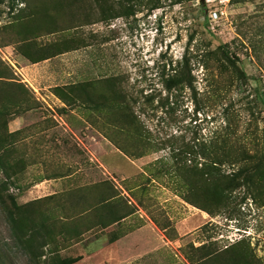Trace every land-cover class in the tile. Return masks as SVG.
I'll return each instance as SVG.
<instances>
[{
    "label": "rangeland",
    "instance_id": "rangeland-1",
    "mask_svg": "<svg viewBox=\"0 0 264 264\" xmlns=\"http://www.w3.org/2000/svg\"><path fill=\"white\" fill-rule=\"evenodd\" d=\"M22 2L0 0V76L25 85L38 106L7 118V161L20 171L12 178L8 170L9 180L0 173L1 198L9 206L7 196L17 197L39 224H25L30 255L15 244L0 201L1 264H194L204 252L195 248L219 252L240 241L264 264V191L257 201L250 186L253 195L233 213L213 218L157 172L174 163L170 144L194 138L257 157L248 167L264 163V0H65L50 19L41 12L54 8L50 0ZM80 83L116 102L118 90L127 95L121 102L138 134L120 129L115 116L55 97V87ZM105 189L121 213H134L103 229L78 213ZM70 216L85 231L73 241L58 233ZM145 221L155 241L144 246L128 234ZM45 225L54 237L42 248Z\"/></svg>",
    "mask_w": 264,
    "mask_h": 264
},
{
    "label": "trees",
    "instance_id": "trees-1",
    "mask_svg": "<svg viewBox=\"0 0 264 264\" xmlns=\"http://www.w3.org/2000/svg\"><path fill=\"white\" fill-rule=\"evenodd\" d=\"M22 1L24 3V0ZM50 1L54 8H47L46 5L43 6L44 8L42 7L41 12L48 19L53 15L58 18L55 13L63 8L59 4L65 0ZM194 1L203 3L204 0ZM48 58L50 57L45 56L41 59L46 60ZM226 59L235 67V64L228 57ZM0 78H2L0 79V173L5 174L7 176L5 179L9 180L11 176L7 175V171H12L14 175L12 178H14L18 170L20 171V165L18 162L11 163L7 161L12 154L11 145L8 142L14 135L13 133L7 134V118L35 109L38 104L32 96V92L25 85L5 82L3 79L8 78L2 76ZM90 89L91 87L88 84L80 83L72 86L55 87L53 92L55 97L65 106L71 107L79 104L87 111L104 112L110 115L111 121L112 117L115 116V123L120 125V129H124V126H127V130L129 128L132 133L138 134L140 127L137 126L136 117L132 115L130 108L121 102L127 95L118 90L120 94L117 99L119 101L116 102L115 96L111 99H105L100 94L92 93ZM133 104H135V101H133ZM170 146H172L171 153L176 154L173 157L174 163L172 167L167 166L164 168L165 166H163L162 170L157 172L168 174L176 181L174 190L187 204L202 212H206L214 218L225 213H233L236 206L244 202L246 195H253L250 191V186L258 191L257 196L260 197L257 198L254 195L253 198L257 201H259L258 199L261 200L260 195L264 191V172L261 173L260 169L264 166V163L257 160L253 167H248L257 158L254 155H248L245 151L236 152V148L228 146L225 141L220 143L215 140H209L208 142L200 143L199 139L194 138L190 142L183 140L178 142L176 146L172 144ZM227 167L230 169L229 171L226 170ZM245 185L248 186L246 193L242 197H238L236 192ZM5 188L6 183L1 182L0 201L7 211L8 225L12 237L15 244L23 249L22 251L30 252L31 255L35 249H33L32 242L26 239L25 224L28 221L30 229H36L39 224L37 222L38 217L30 213L29 218H27L28 210L26 211L25 208L18 205L17 197L7 196L9 198V207L6 201L1 198V193L5 191ZM108 194L105 189L104 195L98 197L94 203H88L86 205L87 208L79 212L78 216L91 213L96 220L93 227L104 229L114 224H119L123 219L134 213L133 210L129 211V213L126 211L121 213L116 205L111 202L117 195L108 196ZM69 199L71 198L67 200L69 201ZM261 204L264 205V198ZM64 207L65 204L63 205ZM73 217H65L66 223H62L58 231L60 236H65L71 241L76 240L85 232L78 230V223ZM43 222L46 224L47 220L44 218ZM44 228L45 232L40 235L43 240L42 248L48 245L45 240L50 241L54 237L52 228L48 225H45ZM194 250L204 251L201 255L202 257L194 264H258L255 261L250 244L245 245L241 241L219 252L212 249V244H203ZM1 251L2 249H0V261H4L5 254L1 253ZM44 256L42 254L39 257L42 258ZM49 264H72V261L52 258Z\"/></svg>",
    "mask_w": 264,
    "mask_h": 264
},
{
    "label": "crops",
    "instance_id": "crops-1",
    "mask_svg": "<svg viewBox=\"0 0 264 264\" xmlns=\"http://www.w3.org/2000/svg\"><path fill=\"white\" fill-rule=\"evenodd\" d=\"M35 184H38V183H35ZM131 217L129 216V218H131ZM129 218L126 217L121 222L123 223L124 221L128 220ZM153 228L154 227H153L152 223H149L148 221H145L144 224H142V225L140 224L138 228H136L135 230H133V232L130 233V234H128V235L131 238H134L135 237L136 240H138V241L141 240V239L142 240H146V241L142 242L143 245L145 246V244L149 243V241H152V239L155 241L154 229ZM126 233H128V232H126ZM124 234L121 235L120 237H118V239L117 238L114 239L113 240L114 241L113 244L115 242H120L123 239V237L125 236ZM128 235H126V236H128Z\"/></svg>",
    "mask_w": 264,
    "mask_h": 264
}]
</instances>
